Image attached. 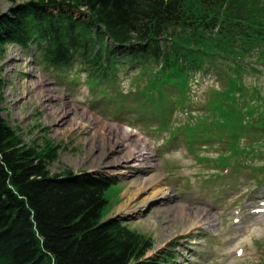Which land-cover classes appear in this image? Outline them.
Returning <instances> with one entry per match:
<instances>
[{
  "label": "rangeland",
  "instance_id": "rangeland-1",
  "mask_svg": "<svg viewBox=\"0 0 264 264\" xmlns=\"http://www.w3.org/2000/svg\"><path fill=\"white\" fill-rule=\"evenodd\" d=\"M28 1L0 0V13ZM210 65L218 73L193 74L185 86L163 84L156 71L141 68L97 85L80 60L51 66L35 46H0V106L24 144L39 152L59 147L52 174L87 171L117 180L105 194L103 219H120L152 239L148 257L163 264H264V68L244 73L249 92L233 106L223 98L229 63ZM228 107L240 119L236 127L221 112ZM149 178L156 187L138 191ZM159 187L169 194L141 203ZM253 196L258 203L244 211ZM183 205L208 209L213 225L183 232L191 222L181 215Z\"/></svg>",
  "mask_w": 264,
  "mask_h": 264
},
{
  "label": "trees",
  "instance_id": "trees-1",
  "mask_svg": "<svg viewBox=\"0 0 264 264\" xmlns=\"http://www.w3.org/2000/svg\"><path fill=\"white\" fill-rule=\"evenodd\" d=\"M6 45L35 46L51 66L80 60L97 85L141 68L185 86L193 74L218 73L210 62L223 60L230 65L223 98L234 106L249 92L244 73L264 68V0H29L0 13ZM2 88L0 79V104ZM221 112L232 126L240 123L235 109ZM58 148L24 144L0 106V264H163L147 256L152 239L103 219L105 194L117 180L52 174Z\"/></svg>",
  "mask_w": 264,
  "mask_h": 264
},
{
  "label": "bare ground",
  "instance_id": "bare-ground-1",
  "mask_svg": "<svg viewBox=\"0 0 264 264\" xmlns=\"http://www.w3.org/2000/svg\"><path fill=\"white\" fill-rule=\"evenodd\" d=\"M68 111L63 110V116H68ZM130 129L125 130L126 133H124L121 137H122V142H126L128 140V137L130 135ZM133 150V149H132ZM133 158H135L136 160H140L142 157H144V153L142 152H133ZM140 158V159H139ZM138 184V181L136 182ZM155 183H158V181L154 180L153 178H149V179H145L143 185H140L138 188V191H144L147 190L149 187L153 188L156 187ZM137 193V192H136ZM168 190H165V188H156L155 190L152 191L151 193V197L150 198H146L144 200H142V204H145L148 202L149 199H156L159 197H166L168 195ZM239 199V197H236ZM253 202L251 204L248 205V207L244 208V211H246L248 208H254L256 206V204L258 203V197L257 196H253L252 197ZM183 210V213L181 215H187V217L191 218V222L190 224L185 227L183 229V232H189L190 229L197 227L199 225L202 224H206V225H213L215 218L210 214L208 209H188L186 208L185 205H183V207H181ZM250 218H256L257 214H250L248 215ZM180 262H183V260H181ZM178 264H181V263Z\"/></svg>",
  "mask_w": 264,
  "mask_h": 264
}]
</instances>
